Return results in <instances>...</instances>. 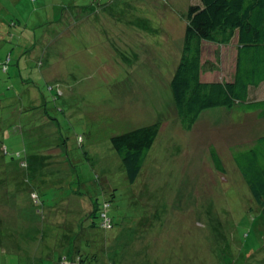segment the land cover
I'll return each mask as SVG.
<instances>
[{"label":"rangeland","instance_id":"rangeland-1","mask_svg":"<svg viewBox=\"0 0 264 264\" xmlns=\"http://www.w3.org/2000/svg\"><path fill=\"white\" fill-rule=\"evenodd\" d=\"M90 1L0 0V113L11 111V94L24 104L43 94L70 148L69 161L42 157L46 161L38 165L32 160L52 145L53 126L48 132L45 122L40 124L43 112L26 117L20 124L23 133L1 135L5 161L27 157L31 165L0 167V264H55L72 247L71 240L81 245L98 240L100 253L109 259L106 240L124 226L128 229L120 231L109 254L119 264H264V223L255 210L244 208L249 205L244 191H235L242 180L235 176L230 188L228 175L225 183L209 165L210 147L228 160L232 146L264 132V121L253 115L232 126L226 110L217 108L204 112L193 132H184L173 100H164L167 107L161 104L182 35L175 32L172 52L166 54L159 49L158 34L171 28L160 11L179 14L182 1L175 0L174 7L152 0L160 25L133 16L130 22L141 25L134 38L122 29L89 36L103 26L98 16L86 15ZM135 1L145 4L131 11H147V0H120L118 5L130 8ZM7 62L8 73L3 70ZM10 119L7 126L14 128ZM157 122L162 150L151 152L137 191L110 139L127 127ZM79 143L88 146L92 159ZM89 198L101 205L110 201L112 230L92 227L101 221L90 220L84 204ZM250 247L258 249L256 257L247 252Z\"/></svg>","mask_w":264,"mask_h":264},{"label":"trees","instance_id":"trees-1","mask_svg":"<svg viewBox=\"0 0 264 264\" xmlns=\"http://www.w3.org/2000/svg\"><path fill=\"white\" fill-rule=\"evenodd\" d=\"M147 1V11L137 13L131 10L135 6L144 5L145 3L137 4L135 1L132 4L130 2L128 6L131 7L127 8V6L118 5L120 0H91L84 7L86 15L98 16L103 26L97 28L95 34L89 36L105 37L111 29L118 31L122 29L128 37L134 38L136 29L139 30L141 25L130 22L133 16L143 20L148 19L149 25H160L157 21L159 19L157 18L159 12H156L157 4H154L152 0ZM165 1L177 7L178 2L176 3L175 0ZM180 1H182L180 2L182 7H180L179 14L174 11L168 14L160 11L162 15L166 14V18L169 17L171 28H169L170 33L165 31L164 28L158 33L160 36L159 43L161 44L159 49H163L166 54L172 52L170 43L175 32L182 35L183 42L180 47V56L176 59L177 61H174L175 64L169 66L171 71L167 76L166 85L163 87L162 92H165V94L161 104L167 107L168 105L165 104L164 100L167 99L170 102L171 99L173 100L171 104L175 108L181 129L186 133L195 130L204 112L217 108L226 110V113L231 117L232 126L242 125L245 119L253 115L264 121V0H188L186 4L184 3L185 0ZM146 33L152 34L149 31H146ZM40 65L42 66L43 63L40 62ZM3 70L8 73V62L3 65ZM20 77L26 82L29 81L22 72ZM155 79L156 77H153L149 84ZM66 85H69L67 87L68 100L66 103L68 106L71 105V86L70 83ZM60 94L63 95L64 93L60 92L58 97ZM45 100V96L40 93L37 99L28 104L21 102L15 94H11L9 97L8 105H10L11 111L7 112V109H5L6 111L3 110L2 114L0 113L1 168L4 169L3 163L5 170L10 168L12 163H16L19 167L22 165L27 169L31 165L27 157H25L27 159L21 157L19 160L6 162L4 154L7 148L3 140L4 136L1 137V135L9 130H13L12 133L19 132V130L23 133L20 124H23L27 116L31 118L33 114L38 112H43L39 120L41 121L40 124L45 122L48 132L50 130L48 125L53 126V131L50 132L53 137L52 145L47 148L48 152L33 156L32 160H38L39 165L46 160H50V158L61 159L64 157L66 160L70 159L68 141H65V138L61 135L59 123L48 111L47 105L44 104ZM0 104L2 105L1 101ZM78 108L80 107L77 103ZM69 112H71V106L67 110V113ZM11 115L13 121L16 122L14 128L11 125L10 127L7 126V122L11 120ZM109 119H111L110 114ZM112 119L114 118L112 117ZM2 129L4 130L1 131ZM127 129L129 130L113 135L110 141L122 161L127 181L132 186L137 185L135 190L138 191L139 186L144 185L140 177L143 174L146 175L148 157L151 152L159 151L160 153V150H162L159 145L162 124L160 122L149 125L140 123L136 126L127 127ZM80 140H82V137H80ZM59 141L61 144H58ZM57 147L65 149L64 154L63 150L57 149ZM80 147L87 149L85 154L89 159H92L88 146L81 145ZM92 154H94L93 151ZM229 155L230 159L224 160L216 147L212 146L209 148V165L225 183L228 175L230 188L234 186V177H240L242 186L234 188L235 191H244L243 200L245 199L246 202L249 200V205H243L244 208L251 209V211L255 210L259 221L264 223V132L262 131L261 134L256 135L255 138L249 141L235 144L231 147ZM13 156L14 154L12 158L15 159ZM42 157L48 159L40 161L39 159ZM117 162L120 164L119 160ZM243 182L246 189L243 187ZM112 195L114 196L115 193L113 192ZM84 204L87 205L86 211L90 212L88 214L90 220L100 219L101 221L98 226L92 222L93 228H98L99 231L100 228L113 229L112 220L108 216L111 205L109 200L101 205L89 198V202L84 201ZM152 223H150V229ZM122 229L126 230L128 228L125 226L119 227L115 237L106 240V243L111 245V249ZM153 229H155V226ZM129 234L134 236L133 232ZM213 236H215V233ZM85 241L88 242L87 245L83 242V245H81L77 241L73 240L72 242L71 240L72 247L70 246L67 254L58 257L55 264H119L117 258H112L109 255L111 249L107 251L106 248L108 254L105 256H109V259H106L104 254L100 253L102 249H99V245L96 244L95 240ZM257 250L250 247L247 252H251L253 258L258 255Z\"/></svg>","mask_w":264,"mask_h":264},{"label":"bare ground","instance_id":"bare-ground-1","mask_svg":"<svg viewBox=\"0 0 264 264\" xmlns=\"http://www.w3.org/2000/svg\"><path fill=\"white\" fill-rule=\"evenodd\" d=\"M95 242H96V240H95Z\"/></svg>","mask_w":264,"mask_h":264}]
</instances>
